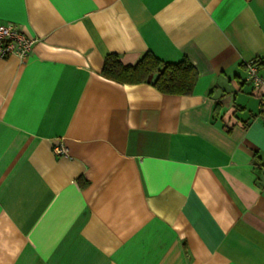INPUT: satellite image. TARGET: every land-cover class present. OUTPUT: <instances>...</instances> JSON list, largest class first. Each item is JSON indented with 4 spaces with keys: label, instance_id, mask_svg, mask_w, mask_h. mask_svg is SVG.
I'll use <instances>...</instances> for the list:
<instances>
[{
    "label": "crops",
    "instance_id": "crops-1",
    "mask_svg": "<svg viewBox=\"0 0 264 264\" xmlns=\"http://www.w3.org/2000/svg\"><path fill=\"white\" fill-rule=\"evenodd\" d=\"M0 264H264V0H0ZM188 58V95L101 75ZM66 148V155L54 152Z\"/></svg>",
    "mask_w": 264,
    "mask_h": 264
},
{
    "label": "trees",
    "instance_id": "trees-1",
    "mask_svg": "<svg viewBox=\"0 0 264 264\" xmlns=\"http://www.w3.org/2000/svg\"><path fill=\"white\" fill-rule=\"evenodd\" d=\"M101 75L119 83H148L166 94L188 95L193 90L198 72L186 57L172 63L147 51L133 65H124L116 54L106 55Z\"/></svg>",
    "mask_w": 264,
    "mask_h": 264
},
{
    "label": "built area",
    "instance_id": "built-area-1",
    "mask_svg": "<svg viewBox=\"0 0 264 264\" xmlns=\"http://www.w3.org/2000/svg\"><path fill=\"white\" fill-rule=\"evenodd\" d=\"M35 40L26 36L20 27L12 22L0 23V59L9 56H17L25 59L31 52ZM248 73V79L252 82L255 89H259V98L264 106V79L258 74V66L254 60L245 64ZM54 152L58 155H66L64 146H57Z\"/></svg>",
    "mask_w": 264,
    "mask_h": 264
}]
</instances>
